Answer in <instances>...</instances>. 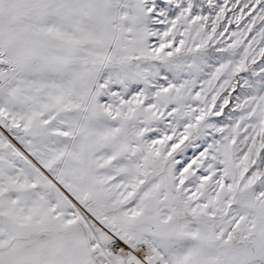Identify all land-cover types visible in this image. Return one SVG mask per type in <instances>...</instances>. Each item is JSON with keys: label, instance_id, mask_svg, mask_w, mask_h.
Masks as SVG:
<instances>
[{"label": "snow or ice", "instance_id": "snow-or-ice-1", "mask_svg": "<svg viewBox=\"0 0 264 264\" xmlns=\"http://www.w3.org/2000/svg\"><path fill=\"white\" fill-rule=\"evenodd\" d=\"M0 264H264V0H0Z\"/></svg>", "mask_w": 264, "mask_h": 264}]
</instances>
